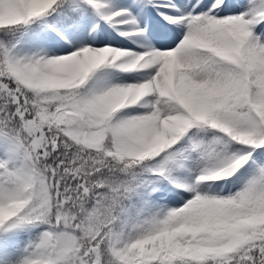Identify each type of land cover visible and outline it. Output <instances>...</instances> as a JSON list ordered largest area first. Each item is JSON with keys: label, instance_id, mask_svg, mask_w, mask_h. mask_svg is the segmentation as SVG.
<instances>
[{"label": "snow or ice", "instance_id": "snow-or-ice-1", "mask_svg": "<svg viewBox=\"0 0 264 264\" xmlns=\"http://www.w3.org/2000/svg\"><path fill=\"white\" fill-rule=\"evenodd\" d=\"M0 264H264V0H0Z\"/></svg>", "mask_w": 264, "mask_h": 264}, {"label": "rangeland", "instance_id": "rangeland-1", "mask_svg": "<svg viewBox=\"0 0 264 264\" xmlns=\"http://www.w3.org/2000/svg\"><path fill=\"white\" fill-rule=\"evenodd\" d=\"M105 27L108 29V31L112 32L113 35H118V32H116L114 29H112L110 26H108L107 24H105ZM122 30H127V26H121ZM129 43H131V41H129Z\"/></svg>", "mask_w": 264, "mask_h": 264}]
</instances>
